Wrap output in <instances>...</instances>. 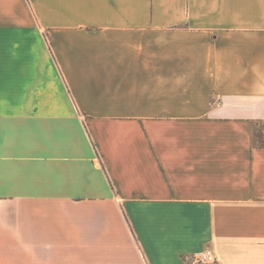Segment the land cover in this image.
Segmentation results:
<instances>
[{"label": "crops", "instance_id": "1", "mask_svg": "<svg viewBox=\"0 0 264 264\" xmlns=\"http://www.w3.org/2000/svg\"><path fill=\"white\" fill-rule=\"evenodd\" d=\"M264 0H0V264H264Z\"/></svg>", "mask_w": 264, "mask_h": 264}, {"label": "built area", "instance_id": "2", "mask_svg": "<svg viewBox=\"0 0 264 264\" xmlns=\"http://www.w3.org/2000/svg\"><path fill=\"white\" fill-rule=\"evenodd\" d=\"M194 261L200 264H217L215 255L209 251H202L193 256Z\"/></svg>", "mask_w": 264, "mask_h": 264}, {"label": "trees", "instance_id": "3", "mask_svg": "<svg viewBox=\"0 0 264 264\" xmlns=\"http://www.w3.org/2000/svg\"><path fill=\"white\" fill-rule=\"evenodd\" d=\"M253 146L256 148H264V131L258 129L257 125L253 128Z\"/></svg>", "mask_w": 264, "mask_h": 264}, {"label": "rangeland", "instance_id": "4", "mask_svg": "<svg viewBox=\"0 0 264 264\" xmlns=\"http://www.w3.org/2000/svg\"><path fill=\"white\" fill-rule=\"evenodd\" d=\"M189 264H200V263H197L196 261H194V259L192 258V259H190L189 261Z\"/></svg>", "mask_w": 264, "mask_h": 264}]
</instances>
